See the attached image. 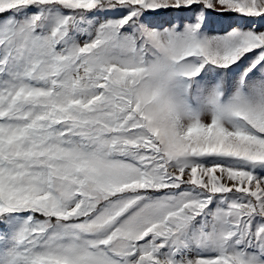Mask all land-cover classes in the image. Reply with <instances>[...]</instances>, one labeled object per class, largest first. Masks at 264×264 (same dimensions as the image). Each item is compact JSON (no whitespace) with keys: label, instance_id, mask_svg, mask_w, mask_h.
Returning a JSON list of instances; mask_svg holds the SVG:
<instances>
[{"label":"snow or ice","instance_id":"snow-or-ice-1","mask_svg":"<svg viewBox=\"0 0 264 264\" xmlns=\"http://www.w3.org/2000/svg\"><path fill=\"white\" fill-rule=\"evenodd\" d=\"M0 264H264V0H0Z\"/></svg>","mask_w":264,"mask_h":264},{"label":"rangeland","instance_id":"rangeland-1","mask_svg":"<svg viewBox=\"0 0 264 264\" xmlns=\"http://www.w3.org/2000/svg\"><path fill=\"white\" fill-rule=\"evenodd\" d=\"M217 27H219V25H217Z\"/></svg>","mask_w":264,"mask_h":264}]
</instances>
